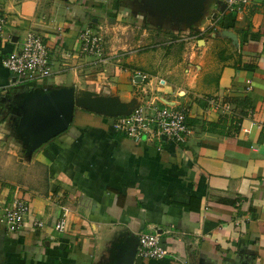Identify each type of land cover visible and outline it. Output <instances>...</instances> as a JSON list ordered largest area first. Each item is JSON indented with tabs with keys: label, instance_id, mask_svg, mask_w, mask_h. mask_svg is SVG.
<instances>
[{
	"label": "crops",
	"instance_id": "crops-1",
	"mask_svg": "<svg viewBox=\"0 0 264 264\" xmlns=\"http://www.w3.org/2000/svg\"><path fill=\"white\" fill-rule=\"evenodd\" d=\"M205 6L188 27L151 0H3L0 140L14 137L26 96L57 89L114 98L127 112L153 98L186 107L193 133L186 144L136 143L112 128L116 117L76 109L29 162L2 155L0 168L14 165L20 180L4 174L1 203L19 188L46 225L0 229V264H264V0L232 13ZM86 31L104 36L103 59L81 53ZM30 32L52 66L34 82L4 65ZM157 230L172 256L135 255L140 235Z\"/></svg>",
	"mask_w": 264,
	"mask_h": 264
},
{
	"label": "built area",
	"instance_id": "built-area-1",
	"mask_svg": "<svg viewBox=\"0 0 264 264\" xmlns=\"http://www.w3.org/2000/svg\"><path fill=\"white\" fill-rule=\"evenodd\" d=\"M226 6L229 13L239 12L251 0H219ZM7 17L0 0V38L5 37ZM106 41L100 33L86 31L82 35L81 53L86 56L103 59ZM104 61V60H102ZM5 67L20 81L34 82L48 78L52 74L49 50L44 40L35 33H28L21 47L12 52L5 60ZM251 90V88H248ZM216 109L227 113L229 105L220 106L210 100ZM191 113L186 107H160L156 98L136 107L130 115L118 116L113 120L112 128L131 138L136 143L170 141L175 144H186L193 133L187 120ZM64 216L54 224L58 233L66 230V211ZM26 224L35 229H43L45 222L36 218L29 201L21 195L20 189L15 188L12 201L5 205L0 201V229L6 233H16ZM163 232L141 234L138 241L137 256L142 259L160 260L172 256L171 250L163 239Z\"/></svg>",
	"mask_w": 264,
	"mask_h": 264
},
{
	"label": "water",
	"instance_id": "water-1",
	"mask_svg": "<svg viewBox=\"0 0 264 264\" xmlns=\"http://www.w3.org/2000/svg\"><path fill=\"white\" fill-rule=\"evenodd\" d=\"M206 2L207 0H151L161 15L172 16L188 27L202 20ZM28 104L30 107L26 111L30 113L29 123L33 126L28 129L24 123L27 119L24 122L21 120L18 133L28 144L29 156L43 144L67 131L76 116V109L110 117L130 115L133 111L127 112L126 107L117 99L89 91L77 98L73 90L67 89L53 90L43 99H34L28 101ZM136 253L137 248L134 254Z\"/></svg>",
	"mask_w": 264,
	"mask_h": 264
},
{
	"label": "rangeland",
	"instance_id": "rangeland-1",
	"mask_svg": "<svg viewBox=\"0 0 264 264\" xmlns=\"http://www.w3.org/2000/svg\"><path fill=\"white\" fill-rule=\"evenodd\" d=\"M217 1L219 2V0ZM21 95L23 96V94ZM25 98L26 99H25V104H24V111L22 112L21 120H23L22 122H24L27 119L24 122L25 126L26 127L28 126L27 128L31 129L33 125L32 123H29L30 113L27 112L26 110L30 107V105L28 104V101L29 100L33 101V99L28 98V96H26ZM18 124L20 125V122L18 123V121H15L11 126V129L13 130V133L15 134L12 139H9L10 136L8 135L4 137L3 140H0V158L2 157V155L10 156L16 165H18V159H22V162H26V163L29 162L28 144L25 140H22L18 137ZM13 166L9 170L8 169L3 170L2 168H0V181L5 182V180H9V178L7 179L4 174H7V175L10 174L11 176H14L15 173H17L15 180L17 181L20 180L18 179V170L17 168Z\"/></svg>",
	"mask_w": 264,
	"mask_h": 264
},
{
	"label": "trees",
	"instance_id": "trees-1",
	"mask_svg": "<svg viewBox=\"0 0 264 264\" xmlns=\"http://www.w3.org/2000/svg\"><path fill=\"white\" fill-rule=\"evenodd\" d=\"M187 123H188V120H187ZM189 125V124H188ZM190 126V125H189Z\"/></svg>",
	"mask_w": 264,
	"mask_h": 264
}]
</instances>
